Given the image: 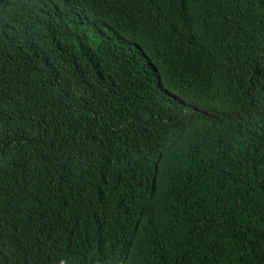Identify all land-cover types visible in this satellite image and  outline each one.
I'll return each instance as SVG.
<instances>
[{"label": "trees", "instance_id": "trees-1", "mask_svg": "<svg viewBox=\"0 0 264 264\" xmlns=\"http://www.w3.org/2000/svg\"><path fill=\"white\" fill-rule=\"evenodd\" d=\"M0 264H264V0L17 1Z\"/></svg>", "mask_w": 264, "mask_h": 264}, {"label": "clouds", "instance_id": "clouds-1", "mask_svg": "<svg viewBox=\"0 0 264 264\" xmlns=\"http://www.w3.org/2000/svg\"><path fill=\"white\" fill-rule=\"evenodd\" d=\"M19 0H0V18L6 16Z\"/></svg>", "mask_w": 264, "mask_h": 264}]
</instances>
